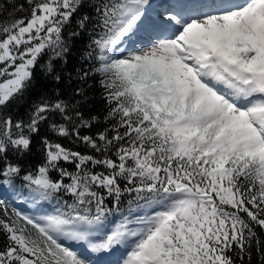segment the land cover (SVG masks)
Listing matches in <instances>:
<instances>
[{"label":"snow or ice","instance_id":"6c2138e0","mask_svg":"<svg viewBox=\"0 0 264 264\" xmlns=\"http://www.w3.org/2000/svg\"><path fill=\"white\" fill-rule=\"evenodd\" d=\"M26 2L30 16L0 24V107L29 88L44 53H51L41 65L47 73L65 58L63 31L84 0ZM146 5L106 0L95 9L102 31L92 39L99 61L93 71L104 77L109 127L81 135L99 118L76 111L77 124L69 110L80 101L58 97L35 104L27 122L0 118L3 182L19 177L33 203L59 193L72 198L40 215H9L0 199V231L8 240L0 264H87L67 241H88L93 252L130 244L123 264H235L230 253L243 264L255 241L264 264L254 228L264 230V0H192L169 6L175 14L167 20L162 13L153 20ZM89 21L84 14L69 36H79ZM143 23L158 30L154 42L117 58L118 46ZM75 94L87 98L83 87ZM51 113L67 122L51 123L53 132L74 135L100 155L44 137V163L21 175L7 154L30 152L32 135ZM53 170L59 179L50 177ZM116 213L119 222L92 243Z\"/></svg>","mask_w":264,"mask_h":264},{"label":"trees","instance_id":"16d2710c","mask_svg":"<svg viewBox=\"0 0 264 264\" xmlns=\"http://www.w3.org/2000/svg\"><path fill=\"white\" fill-rule=\"evenodd\" d=\"M106 0H84L82 6L73 15L71 23L66 25L63 31L64 39L69 47V52L66 54L64 59H56L54 63V71L47 73L41 65H45L49 59L51 53H44L38 60L37 66L34 70L33 82L29 88L23 93L22 96H17L15 99L9 101L5 106L0 107V118L11 117L13 122L23 120L27 122L30 118L33 106L40 103L42 100L54 101L57 99H63L68 104L79 105L76 108H71L69 114L73 116V119L78 124L79 118L75 116V112L79 111L82 113L84 119L90 120L92 116H97L99 119L92 122L88 128H80L81 135H91L99 131H103L106 127H109L114 121H105L104 116L107 114L109 105L105 99V90L101 84V80L104 79L99 73L93 71L95 67H99V61L94 57L98 54V50L92 45V39L98 38V33L102 31L99 26L100 17L95 11L97 6L105 3ZM0 5H3V10H0V24L9 22L12 19H18L25 16H30V6L26 0H0ZM23 6V11L20 10V6ZM84 14L90 16V21L87 24L85 30L80 31V35L76 37H70L69 33L77 30L76 21L80 19ZM95 27V31H93ZM91 45V47H90ZM92 52L93 56L88 57L86 54ZM66 60V62H65ZM3 65H0L2 67ZM83 72H88L89 76L85 81H81L79 76ZM59 75L61 79L57 81L55 77ZM83 87L86 99L75 94V89ZM67 123L62 119L59 113L49 114V118L43 121L39 126V131L32 135V147L31 151L24 153L23 155L16 154L14 151H9L7 154L8 160L12 163H18L22 168L21 175L31 171L35 172L38 166L44 163V150L41 143L42 138L47 137L50 141L60 143L63 147L71 149L72 151L80 152L82 154L96 155L94 149H90L83 142L77 141L74 135L69 136H58L50 128L51 123ZM69 127L71 125L69 124ZM15 131V129H13ZM112 133L110 132L109 135ZM3 163L0 162V167ZM60 166L67 168L69 171H75V165L60 162ZM102 170L100 168L94 169V171ZM50 177L53 180L60 178L59 172L56 170L51 171ZM0 179H3L0 177ZM64 182L68 183L69 180L64 178ZM123 183V182H122ZM8 190L11 193L16 194L18 197L23 198L24 196L30 197L29 190L23 186L19 177L13 178L12 185H7ZM0 199L5 201L8 207L9 215L12 214L13 210L19 211L18 208L11 203V201L4 195H0ZM44 202L51 201L55 204V207L67 203H72L70 195L65 193H59L53 195ZM111 207V205H109ZM128 208V197L124 198L121 205L122 212L127 214ZM241 215H245L241 213ZM0 218H5L3 212L0 211ZM121 219V214L116 213L109 217L110 223H113ZM257 233V237L261 241L260 251L264 253V230L258 226H254ZM7 235L0 231V250H3L7 245ZM235 264H242L241 259L235 256L233 253ZM243 264H261V260L256 251L255 241H253L251 248V260L247 255L243 258Z\"/></svg>","mask_w":264,"mask_h":264},{"label":"bare ground","instance_id":"6f19581e","mask_svg":"<svg viewBox=\"0 0 264 264\" xmlns=\"http://www.w3.org/2000/svg\"><path fill=\"white\" fill-rule=\"evenodd\" d=\"M179 1H181L182 3L192 2V0H179ZM167 2H169V0H154V3H152L151 0H149L148 5H146V12H148L150 14L151 18L153 20H155L156 17L154 15V11H153L154 9H156V10L157 9H167L169 6L179 5L175 2H173V0H170V5L166 6ZM167 12L168 13H166V14L163 13V15H165V17H166V18H163L164 20H167L168 17L170 16L169 11H167ZM171 14H175V13L171 12ZM157 34H159L157 29L152 27L149 23H143L135 32H133L130 36L125 38V40L127 42V46H124V47L118 46V48L120 50L116 51L114 53V55L115 56L126 55V51H128L130 48L134 47L135 43H134L133 39L136 40V44L138 43V44L142 45L144 42H147V40L149 38L155 37ZM2 183H4V182L2 181ZM4 189H1V191H6ZM12 199H14L18 204H20L21 208L24 211H26L29 215H40V214H42V212L43 213L48 212V210H46L45 208H42L43 206L39 205L38 203H33L31 199H30L31 202H28V200L22 201V200L16 199L15 196H13V195H12ZM49 205H51V204H49ZM44 206H48V205H44ZM66 243L70 244V246L73 249H75V251L78 252V254L81 256V258L85 257L84 254H87L86 253L87 251L89 252V246H88V244L84 243V241H67ZM128 245H130V244L118 245L119 248L114 247L113 252L109 251L108 253H105L106 255L105 254L101 255L100 253L94 252V254H93L94 263H90V264H104L107 262L106 261L107 259H109L113 256V253L116 252L117 249H119L120 251H121V249L122 250L127 249L129 251L130 246L128 247ZM77 249H80V250H77ZM126 258H127V255L123 259L119 260V262L112 261V262H110V264H123V262Z\"/></svg>","mask_w":264,"mask_h":264},{"label":"rangeland","instance_id":"374dc122","mask_svg":"<svg viewBox=\"0 0 264 264\" xmlns=\"http://www.w3.org/2000/svg\"><path fill=\"white\" fill-rule=\"evenodd\" d=\"M149 1V0H148ZM173 1H176V0H173ZM151 2L152 3H154V0H151ZM169 2H170V0H169ZM169 2H167L168 4H170ZM154 11V13H155V17L157 18V15L159 14V13H168L167 11H166V9H154L153 10ZM169 15H173V14H171V12H169ZM163 18H166L165 17V15H163ZM134 40V47L133 48H130L128 51H136V50H138V49H143V48H146V47H148L151 43H153L154 42V40H155V37H151V38H149L148 40H147V42H144L142 45L141 44H136V40L135 39H133ZM130 43V42H129ZM124 46H127V42H126V40L124 39V42H123V44H121V45H119V47H124ZM128 51H126V54L128 53ZM117 58H119V57H121L120 55H118V56H116ZM2 179H0V188L1 189H4L5 187L7 188V185L8 184H6V185H4L5 183H2ZM6 188L4 189V190H6ZM0 189V190H1ZM7 190H8V188H7ZM0 192H2V191H0ZM24 200H27V199H25V198H23ZM23 201V200H22ZM28 201H30V199L28 200ZM31 202V201H30ZM41 202V200H39V202H38V204L39 205H41V206H43L42 208H45L46 210H48V212H42V214H45V213H49V212H52V211H54V209H55V207L54 206H52V205H49L48 204V206H44L43 205V203H40ZM25 213V212H24ZM117 222H119V220H117V221H115V222H113V223H110V221L108 220V221H106L105 222V225H104V227L103 228H101L94 236H92V237H90V240L92 241V243H99V242H101L105 237H106V235L110 232V230L112 229V228H114L115 227V225H116V223ZM84 243H86V244H88V241H84ZM89 246V245H88ZM130 245H128V247H129ZM115 247H117V248H119V246H115ZM75 250V249H74ZM77 250H80V249H77ZM113 250H114V247L113 248H111V249H109V250H101V251H97V253H100L101 255L102 254H105V253H108L109 251H111V252H113ZM83 251V250H82ZM127 252H128V250L127 249H125V250H122L121 249V251L119 250V249H117L116 250V252H114L113 253V256L111 257V258H109V259H107L106 261V263H104V264H110V262H112V261H115V262H119V260H121V259H123L124 257H126V255H127ZM87 253V255L86 254H84V256L85 257H83V259H85L86 261H87V263L88 264H90V263H94V256H93V254H94V252L90 249V247H89V252L87 251L86 252ZM106 255V254H105ZM119 255V256H118ZM114 258V259H113Z\"/></svg>","mask_w":264,"mask_h":264}]
</instances>
